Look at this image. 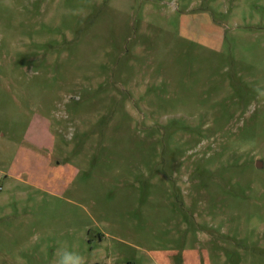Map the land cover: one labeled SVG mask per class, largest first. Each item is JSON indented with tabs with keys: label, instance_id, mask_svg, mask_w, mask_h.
Returning <instances> with one entry per match:
<instances>
[{
	"label": "rangeland",
	"instance_id": "rangeland-1",
	"mask_svg": "<svg viewBox=\"0 0 264 264\" xmlns=\"http://www.w3.org/2000/svg\"><path fill=\"white\" fill-rule=\"evenodd\" d=\"M264 264V0H0V264Z\"/></svg>",
	"mask_w": 264,
	"mask_h": 264
},
{
	"label": "clouds",
	"instance_id": "clouds-1",
	"mask_svg": "<svg viewBox=\"0 0 264 264\" xmlns=\"http://www.w3.org/2000/svg\"><path fill=\"white\" fill-rule=\"evenodd\" d=\"M57 264H81V258L74 253H69L67 250H61Z\"/></svg>",
	"mask_w": 264,
	"mask_h": 264
}]
</instances>
